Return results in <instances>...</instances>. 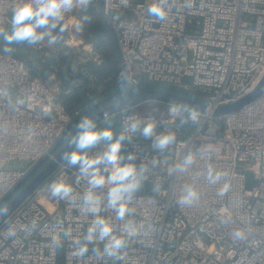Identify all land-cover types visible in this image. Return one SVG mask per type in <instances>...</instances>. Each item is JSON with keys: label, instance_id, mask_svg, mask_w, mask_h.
Returning <instances> with one entry per match:
<instances>
[{"label": "built area", "instance_id": "2783aa9c", "mask_svg": "<svg viewBox=\"0 0 264 264\" xmlns=\"http://www.w3.org/2000/svg\"><path fill=\"white\" fill-rule=\"evenodd\" d=\"M15 2L0 0V25L8 21ZM149 2L128 0L125 7L123 0H102V12L128 69V84L145 81L197 89L204 94L206 110L199 111V125H181L168 111L172 103L155 100L109 115L117 119V135L126 116L138 115L157 122L156 135L175 131L177 143L161 153L139 131L124 143L125 162L147 168L131 219L151 223L155 230L143 243L133 241L121 260L106 264H264V89L234 111L213 114L216 107L250 93L264 75V0H168L163 22L147 15ZM9 99L24 103L13 110ZM142 106L154 107L138 109ZM72 119L54 89L34 76L22 59L0 54V199L50 153ZM103 144L89 152L102 151ZM189 150L197 153L198 165L183 176L172 174L174 162ZM130 155L134 159L128 161ZM209 158L230 170V192L219 199L216 188L200 176L199 202L179 206V186L195 180ZM61 176L73 184L74 201L48 198V184ZM77 178L76 168L59 162L0 223V264H97L91 254L95 244L89 245L88 256L77 259L72 239L63 237L68 228L73 238L82 236L92 219L79 208L87 180L77 184ZM156 184L159 192L153 191ZM98 192L106 196L107 190ZM222 209L237 223H251L253 232L245 241L234 243L229 229L219 225ZM114 223L119 233L122 222ZM10 225L15 236L8 235ZM57 238L62 240L59 247L53 243Z\"/></svg>", "mask_w": 264, "mask_h": 264}, {"label": "clouds", "instance_id": "9594fccd", "mask_svg": "<svg viewBox=\"0 0 264 264\" xmlns=\"http://www.w3.org/2000/svg\"><path fill=\"white\" fill-rule=\"evenodd\" d=\"M96 0H16L10 10L7 26L0 25V54L11 55L15 45L26 44L39 46L46 43L55 46L67 32L66 21L69 14L79 12V17H72L77 26L83 28L89 20L88 9ZM126 7L128 0H123ZM147 15L155 21L163 22L169 14L168 0H150L146 8ZM127 82V73L122 72ZM23 100H8L10 108L15 110L23 105ZM174 119H179L181 125H199L201 114L190 104L180 105L172 103L168 109ZM106 126H98L96 118L83 116L75 125L77 133L71 137L69 143L74 145L71 151L62 153L60 159L70 167L78 170L76 183L86 179L88 187L79 197L80 211L92 219L86 231L80 237H72L70 228L63 231V237L72 239V255L77 259L89 254V245L97 264H106V261L121 260L133 243H143L151 236L155 226L151 223H136L131 219L135 213L134 200L146 179L147 168L131 162H125L122 147L125 142H131L139 131L144 139L152 140L153 149L161 153L168 151L177 143L175 131L168 130L162 134H155L156 121L142 120L138 115H129L124 118V128L117 135L114 133L109 120V113H104ZM141 125H144L141 129ZM104 142L103 149L95 154L88 150ZM128 156L127 160H133ZM197 153L189 150L182 159L174 162L170 168L172 174L185 175L198 165ZM155 164V161L153 162ZM103 166V167H102ZM202 176L211 186L216 188V196L223 200L231 190V172L227 168H219L209 161L203 170L196 174L195 180H185L178 188L176 203L179 206H192L199 202L201 193L197 180ZM106 189V196L98 190ZM154 192L160 191V185L153 187ZM75 188L63 176L51 181L46 193L49 199L74 201ZM104 213H109L105 215ZM8 215L6 209H0V217ZM221 227L229 229L233 242L245 241L253 232L251 223H237L235 217L226 209L220 210L217 216ZM114 221H121V231L117 233ZM35 225H33V228ZM9 236H15L13 226H9ZM56 246L62 245V240L53 241ZM102 244V246H101Z\"/></svg>", "mask_w": 264, "mask_h": 264}, {"label": "trees", "instance_id": "16d2710c", "mask_svg": "<svg viewBox=\"0 0 264 264\" xmlns=\"http://www.w3.org/2000/svg\"><path fill=\"white\" fill-rule=\"evenodd\" d=\"M97 4L98 1L87 11L89 20L83 26V36L102 54L101 63L90 59L80 62L75 48L63 43V39L55 45L54 50L26 44L14 46L13 53L25 62L34 76L56 87L64 107L73 118L76 117V112L80 113L94 102L112 94L122 79V65L115 40L102 19ZM140 88L167 89L206 102L204 94L197 89L185 90L174 85L145 81L128 85L119 93L118 98L128 96ZM102 123H106L104 118L97 125ZM108 123L117 134L116 117L110 118Z\"/></svg>", "mask_w": 264, "mask_h": 264}, {"label": "water", "instance_id": "95a60500", "mask_svg": "<svg viewBox=\"0 0 264 264\" xmlns=\"http://www.w3.org/2000/svg\"><path fill=\"white\" fill-rule=\"evenodd\" d=\"M99 13L114 37L119 61L122 62L123 59L116 42L115 32L111 28L108 19L104 16L102 12V0H99ZM125 71L128 77L127 66L125 63L122 62V72ZM128 85V80L127 82H125L122 77L120 84L112 94L94 102L92 105L78 113L76 117H74L67 125L66 130L62 132L61 135L58 137V139L52 146L50 153L36 161L33 166L29 169V171L12 187V189L9 190L0 199V209H6L9 215L22 200H24L28 195H30L32 191L54 171L58 163L63 161L60 159L62 153L74 149V145H71L69 143V140L73 135L77 133L78 129L75 127V125L83 116L94 117L96 118V123H98L104 118V113L113 114L120 110L134 106L135 104L144 100L177 103L180 105L190 104L198 111L206 110V103L203 101L193 99L178 92L161 88H140L139 90L128 96L118 98L119 93ZM263 89L264 75L260 79L257 86L250 93L246 94L245 96L239 98L234 102L222 104L216 107L215 109H213V114L220 115L234 111L249 102L250 100H252L253 98H255L256 96H258ZM7 216L0 217V223Z\"/></svg>", "mask_w": 264, "mask_h": 264}, {"label": "rangeland", "instance_id": "374dc122", "mask_svg": "<svg viewBox=\"0 0 264 264\" xmlns=\"http://www.w3.org/2000/svg\"><path fill=\"white\" fill-rule=\"evenodd\" d=\"M97 2V0H96ZM97 6L99 7V1ZM99 11V8H98ZM79 12H73L69 14V19L66 21L67 23V32L64 34L63 43L66 45L73 46L77 52L78 60L80 62H85L87 60H93L97 63H101L102 61V54H100L95 47L92 45V43L83 36L84 28H80L77 26V21L75 19H72V17H79ZM7 24V22H6ZM5 24V25H6ZM4 25V26H5ZM36 47H47L49 49H56L55 46H48L46 43L41 44ZM54 88L55 93L57 94L56 87ZM154 106H142L141 108L138 107V109H149Z\"/></svg>", "mask_w": 264, "mask_h": 264}, {"label": "crops", "instance_id": "0c3cea01", "mask_svg": "<svg viewBox=\"0 0 264 264\" xmlns=\"http://www.w3.org/2000/svg\"><path fill=\"white\" fill-rule=\"evenodd\" d=\"M51 87H53L52 85H50ZM54 89V88H53ZM58 95V94H57Z\"/></svg>", "mask_w": 264, "mask_h": 264}]
</instances>
